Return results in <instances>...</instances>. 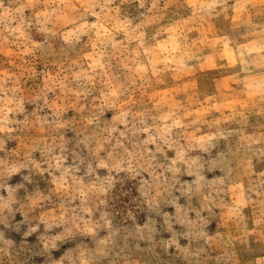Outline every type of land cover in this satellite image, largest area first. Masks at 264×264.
Listing matches in <instances>:
<instances>
[{"label":"rangeland","instance_id":"374dc122","mask_svg":"<svg viewBox=\"0 0 264 264\" xmlns=\"http://www.w3.org/2000/svg\"><path fill=\"white\" fill-rule=\"evenodd\" d=\"M0 264H264V0H0Z\"/></svg>","mask_w":264,"mask_h":264}]
</instances>
